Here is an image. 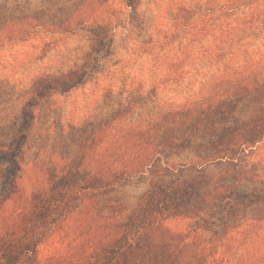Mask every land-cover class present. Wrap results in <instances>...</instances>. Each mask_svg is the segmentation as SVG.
Here are the masks:
<instances>
[{"label": "trees", "instance_id": "1", "mask_svg": "<svg viewBox=\"0 0 264 264\" xmlns=\"http://www.w3.org/2000/svg\"><path fill=\"white\" fill-rule=\"evenodd\" d=\"M142 3L75 0L71 15L59 22L37 14L0 22V50L45 34L44 51L48 52L80 29L91 33L90 51L82 66L40 77L31 85L24 97L23 125L16 142L1 154L11 164H2L8 168L3 169L0 193V264H43L40 246L73 214L84 210L99 194L142 175L153 163L184 146L195 154L180 163L184 164L181 168L193 176H183L170 186L154 184L127 223L105 226L107 235L73 264H228L236 237L246 240L264 232V172L249 181L239 164L250 151L264 146L263 68L215 75L205 85V92L172 103L147 124H128L136 109L131 100L95 126L74 156L53 166L34 167L36 178L30 181L29 193L22 186L21 155L28 141L25 131L37 125L46 102L70 95L95 77L94 66L109 55L122 14L136 13ZM241 8L249 9L245 25L264 32V0H188L178 12L187 25L205 22L200 31L205 37L218 14L221 19L239 13ZM186 29L184 25L183 31ZM180 33H172L170 42L178 41ZM233 34L232 30L223 32L224 46L215 48L211 63L227 59ZM186 36L190 33H184ZM243 103L252 109L240 117ZM199 139L202 141L196 143ZM223 163L237 173L233 184L224 179L231 173L216 177L207 169ZM247 181L256 185L250 193L243 188ZM169 217L193 219L196 226L175 232L167 226Z\"/></svg>", "mask_w": 264, "mask_h": 264}, {"label": "rangeland", "instance_id": "2", "mask_svg": "<svg viewBox=\"0 0 264 264\" xmlns=\"http://www.w3.org/2000/svg\"><path fill=\"white\" fill-rule=\"evenodd\" d=\"M186 2L188 0H143L136 13L122 14L109 55L100 59L98 67L94 66L95 77L70 95L46 102L39 111L37 125L25 131L28 141L21 155L24 174L20 177L28 193L32 189L31 179L36 178L34 167L40 168L39 164L41 167L53 166L63 158L74 156L83 138L115 109L126 106L129 101H135L136 109L128 124H147L149 119L167 111L172 103L183 102L190 96L205 92V85L215 75L264 69V32L245 25L249 17L248 8H241L239 13H229L228 17L221 19L218 18L222 15L218 14L209 25V34L203 37L200 31L205 22L187 25L184 16L178 12L180 5ZM74 3L75 0H0V22L30 14L59 22L71 15ZM184 25L187 27L185 31ZM231 30L234 33L228 48L231 53L226 60L211 63L215 48L224 46L223 32ZM179 31L181 38L171 43L170 36ZM184 33H190V36L185 38ZM195 37L198 39L196 42ZM47 40V35L41 34L40 38L7 45L0 50V193L3 169L8 168L2 164H11L5 162L6 158L1 154L13 146L23 125L25 94L40 77L67 73L82 66L91 47L88 29H80L77 34L64 37L59 46L45 52ZM251 109L249 103L241 104L240 117L248 115ZM201 141L199 139L196 143ZM194 152L188 146L170 152L142 175L99 194L40 246L41 262H77L107 235L105 226L111 222L129 221L143 195L154 184L170 186L183 176L185 179L193 176L189 174L190 170L181 168L184 164L180 163L192 159ZM239 164L249 181L262 174L264 146L250 151ZM207 169L216 177L220 173H231L224 178L226 184H233V175L237 174L228 163L213 164ZM249 181L244 182L243 187L247 193L256 187ZM196 222L169 217L167 226L180 232L194 228ZM242 238L238 236L232 241L228 264H264V232L246 240Z\"/></svg>", "mask_w": 264, "mask_h": 264}]
</instances>
